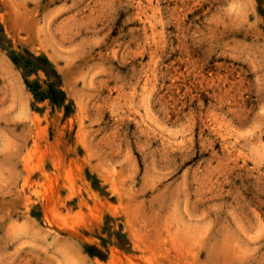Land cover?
<instances>
[{
	"label": "rangeland",
	"instance_id": "obj_1",
	"mask_svg": "<svg viewBox=\"0 0 264 264\" xmlns=\"http://www.w3.org/2000/svg\"><path fill=\"white\" fill-rule=\"evenodd\" d=\"M0 38V264H264V0H0Z\"/></svg>",
	"mask_w": 264,
	"mask_h": 264
},
{
	"label": "trees",
	"instance_id": "obj_2",
	"mask_svg": "<svg viewBox=\"0 0 264 264\" xmlns=\"http://www.w3.org/2000/svg\"><path fill=\"white\" fill-rule=\"evenodd\" d=\"M8 53L11 61L20 70L26 86L35 100L49 99L53 106L64 107L66 112L69 110L72 102H66V92L60 88V75L45 54L36 55L27 49L9 50ZM38 71H42L46 76L42 83H39L38 80L29 81L27 79L29 75L37 74Z\"/></svg>",
	"mask_w": 264,
	"mask_h": 264
}]
</instances>
